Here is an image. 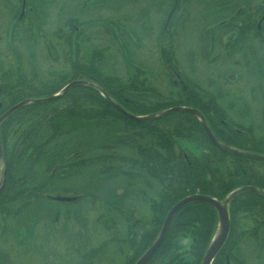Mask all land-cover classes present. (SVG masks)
<instances>
[{
	"label": "flooded vegetation",
	"instance_id": "obj_1",
	"mask_svg": "<svg viewBox=\"0 0 264 264\" xmlns=\"http://www.w3.org/2000/svg\"><path fill=\"white\" fill-rule=\"evenodd\" d=\"M2 1V7L5 8L6 6V11L11 7L14 8L13 13L9 17L7 26L8 30L10 29L11 31L13 29V31H11V41L13 43L17 41L14 29L16 27L19 28L18 25L21 26L25 22L30 27L36 25L37 29L55 28L54 31L48 33L49 35H45L42 30H39L38 34H35L34 29L31 31L26 29L27 31L22 32L21 35L25 40L32 38V35H34V39L42 40L45 51H48V53L50 51L48 45L49 41L56 43L64 42L66 47L65 56L69 58L71 47L73 46V48H75L79 45L76 39L79 40L81 39L80 37L83 38V36H80V33H83V31L79 29L80 26L85 27L89 23L91 24L94 22L91 20H82L77 23L70 22L68 25H65V9L68 7L73 8L77 5L78 8H82L83 10L90 8L107 10L104 9L106 8V5L103 6L104 3L109 6V2H113L114 4L116 0H79V2L77 0ZM163 1L164 0H161L160 2L163 3ZM229 1L230 0H217L216 3H214V0H210L206 4V8L201 14L202 23L200 26V37L202 39L208 38L207 28L208 24L212 23L214 9L216 11L220 10V12L228 11V20L219 22L218 25L211 26L209 30L211 34L210 37L212 38L216 36V34H221L219 37H225L223 39V45L221 47L220 44V47L224 49V53L230 56H232L233 53L239 54V58L237 57L238 59L233 61L232 64L236 66L239 65L240 70L242 72L245 71L247 75L245 79L243 78V81L241 80L235 88L231 90H223L222 88L215 89L213 79L208 81L209 83L206 85V88L197 86L186 77L179 67V62L177 61L179 56L177 52H174L175 47L173 42H175L174 37L176 36L175 28H178L179 25L183 26L186 22V16L182 19L186 12V10H183V6H186V4H178V0L174 6V10L170 13L171 15L167 27H165V21L167 16H169L172 0H168L169 3H166L165 0L164 4L161 6L162 16L156 38L158 37L161 41H166L168 43L167 46L158 52L159 58L162 57V59H159L158 67L160 71L157 74L159 90H156L155 87L150 84L148 78L143 80L145 76L139 80L135 79V77H133L132 80L128 78L127 81L129 83H121L118 76L101 75L90 65H84V67L72 65L67 75L68 79H72L66 84L60 76H52L53 78L43 82L45 84L37 83L33 85L25 76L22 67L14 71L15 75L13 76V80L5 81L4 77L0 74V163L2 166L0 170V264H19L13 257L26 246L25 237L22 236H25L27 231L29 232L34 222L39 219L38 217H40L45 212L44 210L46 207L51 204L52 197L50 198L48 194H59L60 191L64 190L65 192H74L76 187L88 188L82 185L83 182L82 184H78L75 180V177H79L78 180H81L83 176L92 181L90 187L78 198L75 196L62 197L64 205L70 201L74 202L71 205L83 201L87 203H101L104 209L110 210L115 214L118 213L119 215H117L120 216L123 221L122 223L119 221L121 224L114 225L117 228H122L123 231L121 232H124V235L119 237L118 241H113V239L112 241L126 246L125 249L121 250L120 254L124 256L123 264H130L131 262H129L127 258L131 255L133 256L135 249L142 245L143 239L154 232L156 227L155 218L158 217L156 204L160 203L161 207H163L162 199L159 195V189L156 186L155 180L150 176L147 177L142 174L143 177H134L138 180L136 182L133 181V184L127 183L134 185L133 196L131 195V191L125 188L124 183L121 185V183H116L114 179L132 178L131 176H126V172L130 169L129 167L132 166L134 160L144 163L145 166H149L147 155L149 153L148 151L151 152L153 147L157 150V155L160 157V163L156 166H160L159 168L163 170V172L165 161H170L175 169L177 165L178 168H181L183 165H186L185 168H187L188 165L192 166V164L195 163L198 168H196L198 173H200L201 169L214 168L216 170L215 178L219 177L222 179L223 183L221 184H224V186L230 182L229 180H234L235 183L237 182L235 188L228 189L227 191H224L225 189H222L221 185L216 184V182L208 186L209 189L207 188V190L199 186L194 193L183 196L174 204L188 196H206L217 200L215 197L200 193L201 189L210 191L211 193L216 192L215 194L221 196L224 194L226 196L232 190L240 188L246 189L233 197L228 205L227 236L212 264H223V262L226 264L227 262H231V264H248L245 259V249L253 248L254 253L259 249H262L260 252L264 251V195L261 192H253V190H251L256 189L264 192V160L245 155L252 154L264 157V0H243V6L239 7L236 12H234L236 6L233 7V5L229 4ZM52 13L54 14V19L47 21L46 19L50 18ZM124 15L125 19L129 18L127 13H124ZM124 15L120 17L117 15L114 19H121ZM69 17L73 18L72 16ZM107 25L110 34L114 35L117 31L114 29L115 26L113 23H107ZM190 27L192 33L196 34L197 25L191 23ZM2 38L0 37V42L4 41ZM8 44L10 47L12 43ZM243 46L247 47V49ZM215 47H217V45L212 41L209 52L207 53L209 63H214L215 57L212 54L215 51ZM13 48H17L15 44ZM16 52L15 54L19 55V53ZM121 56V61L124 65L130 66L131 63L128 57H124V51H121ZM229 58L230 57H227L225 59L223 57L224 63L227 66L229 65L227 59ZM69 65L70 63L68 62V66ZM252 65L254 66L253 68ZM138 66L139 65L133 68L135 75H144L145 72L148 77L150 73L145 70L142 71ZM62 73V77L64 78L65 70L62 71ZM232 73L233 71L225 74L228 78ZM92 75L99 76L100 78L103 77L104 79L112 78L111 82L108 83V87L115 92H122L121 102L124 105L114 102L102 87L95 82L89 81L87 77H93ZM72 81L85 82L86 85L72 86L53 100L34 102L35 100L53 96ZM55 82L58 87L53 89ZM25 86L27 88L23 90ZM77 86L97 89L100 91V94L98 93L99 96L102 97L106 103L99 99L83 100L82 96L77 100H70L71 104L65 107V98L70 96L68 95L65 97V93ZM54 90H56L54 93L48 95V93ZM9 92L11 99L8 94ZM102 93H105V96L109 98L110 102ZM151 94H153V96H151ZM12 97L21 100L16 102L12 100ZM20 103L24 104L8 113L10 109ZM111 103L118 105L130 115L143 118L147 116L152 117L143 121L130 120L122 115ZM166 103H168V107L164 106ZM156 106H161V111L175 107L196 110L201 115L202 120L217 143L227 148L236 149L244 153V155H234L216 147L206 135L198 116L193 113L178 111L156 117L154 115L158 112L153 111V113H151L148 111L149 113H140V111L134 113L128 110ZM24 107H30L25 114H23L21 110ZM69 107H84L88 110L94 109L93 112L96 115L84 116L81 121L77 122L78 124L69 127L65 125V109ZM163 107L165 108L163 109ZM174 114L179 116L172 117ZM59 128H61V130L60 133L57 134ZM202 132L204 134H201ZM56 135H61L60 139L55 138ZM26 136H30L32 139V180H35V184L41 183L42 188L45 187L43 190L39 191L37 197L30 198H23L19 195L21 190L20 177L23 172V170H21L23 164V138ZM156 137L159 142L158 149L155 145L152 146L151 144V140ZM59 140L62 142L60 148L57 147V144L61 145ZM199 140L200 143H198ZM76 142L78 143L75 145ZM165 144L171 145L167 151L164 146ZM57 148L61 149L62 153H64L63 159H58L65 161L64 167L60 171L58 170V165L48 169L45 167V163L42 159L43 155H46V157H51L53 155V158H56L55 152L58 150ZM221 152L226 155L237 156L241 159V173L234 170V166L232 162H230L228 156L222 159L219 154ZM111 155L115 156V158H102V156ZM214 157L220 161L217 162L213 159ZM214 162H216V164ZM102 169H105L104 171H108L111 175L109 174L105 178H102L103 176L100 173ZM246 171L249 172V175H246ZM59 172H63L60 175L61 179L55 177ZM96 172H98V174H96ZM117 172H123V175ZM202 172L201 180L208 177L206 181L210 182L212 179L208 175L209 171ZM205 172L208 174H204ZM242 176L245 177L244 180ZM7 178H10L8 185L6 184ZM240 194L249 195L245 197L242 196L240 203H234V205L231 206L232 203L240 197ZM113 198L118 206L110 205L111 203H115L112 202ZM133 198H136L135 202H133ZM140 198L143 199L141 202L139 200ZM223 200L224 198L222 201ZM104 203H108L110 207L104 205ZM126 204H128V206ZM144 206H146L147 212L149 213L147 217L142 213V209H145ZM188 206H193L191 210L195 211V209L198 208L197 206L210 205L199 201L183 205L172 217L167 228L166 236L175 216ZM70 208V205L68 207L65 206V210L68 209L71 213L70 215L65 214V210L62 214L66 219L71 217L73 220H78L80 212L77 211L78 209L72 210ZM122 209H125L127 214L124 213ZM170 209L171 207L169 210ZM169 210L163 218L160 229L162 228ZM57 215L58 213H56V217ZM186 215L187 213L183 214L182 219H178L181 218L180 216L175 220L176 222L182 220V227L179 230L178 228H171L173 234H170L173 235V238L171 236L169 240L168 250H170L171 253H180L182 250H180V243L175 239V235L179 233L186 236L191 240L193 245L191 247V252L189 251L192 256L189 260H186V262L187 264H197L194 257L198 253V247L200 246H198L197 241H195L196 235L203 229V226L207 224V219L205 222H202L200 216L198 220V216L187 217ZM21 217L24 219L23 222L20 221L22 220ZM209 218V221H211L212 218ZM14 220H16L15 223L12 222ZM137 220L145 221V223H138ZM97 222L96 223L99 224L101 221L98 220ZM93 223L94 222H91V224ZM97 224L92 225V227L101 229L99 227L100 224L99 226ZM144 224H146L145 230H143ZM82 225L86 231V223L82 222ZM140 228H142L140 230L141 232L138 231ZM110 230L117 232V229L112 230L110 228ZM189 233H191V235ZM7 235L12 238H18V241H14V243L11 241L7 242L5 237ZM84 238L88 242V238L83 237L82 234L77 237V239L81 241ZM165 238L154 254L144 264H169L168 262L165 263L164 260V262H162L160 259L161 256L159 259H152ZM131 240L134 243L133 247L129 246L127 243ZM169 245H172V247L170 248ZM95 253V250L88 254L85 252L84 255L79 256V259L76 260L77 264H82L84 261L91 263V260H84V257H89ZM165 253L167 254V252ZM100 254H102L101 251ZM181 254L182 253H180V258L182 259L183 257H181ZM100 260L101 258L94 259V261L97 262H100ZM102 260L104 261V259ZM261 261H264V255L259 256L254 254L251 264L261 263ZM170 262V264H178L180 261L172 260Z\"/></svg>",
	"mask_w": 264,
	"mask_h": 264
},
{
	"label": "rangeland",
	"instance_id": "obj_2",
	"mask_svg": "<svg viewBox=\"0 0 264 264\" xmlns=\"http://www.w3.org/2000/svg\"><path fill=\"white\" fill-rule=\"evenodd\" d=\"M77 1L79 2V0ZM160 1L161 0H116L114 4L113 2H109V6L104 3L103 6L106 5V8L104 9L107 10H99V8L83 10L82 8H78L77 5L73 8H66L65 25H68L70 22L77 23L78 21L82 20H91L94 22L91 24L89 23L85 27L80 26L79 29L83 31V33H80V36H83V38L80 37L82 40L76 39L79 45L75 48H73V46L71 47L69 58H67L65 56L66 47L64 42L56 43L49 41L48 45L50 47V51L48 53V51H45L42 40L34 39V35H32V38L25 40V38L21 35L22 32L27 30L31 31L33 29L35 34H38L39 30H42L45 35H49L48 33L54 31L55 28L37 29L36 25L30 27L25 22L21 26L18 25L19 28L16 27L14 29L17 41L13 43L11 41V31H13V29L10 31V29L8 30L7 26L9 17L13 13L14 8L11 7L6 11V6L3 8V1L0 0V37L2 38L3 36L2 39L4 40L3 42H0V54H2L0 55V74L4 77L5 81L13 80V76L15 75L14 71L17 70V68L22 67L25 76L33 85L37 83H43L45 80H49L54 76H60L62 80L66 82L68 79L67 75L69 73V68H71L72 65L77 67L90 65L101 75L118 76L121 83H129L127 81L128 78L132 80L133 77H135V79L139 80L145 76L143 80L148 78L150 84L153 85L156 90H159L157 74L160 71V68L158 67L159 59H162V57L159 58L158 52L167 46L168 43L166 41H161V39H158V37L156 38L162 16L161 6L164 4L165 0L163 3ZM209 1L210 0H178V4H186V6H183V10H186V12L182 17L183 19L186 16V22L183 26L179 25L178 28H175L176 36L174 37L175 42H173L175 47L174 52L178 53L179 59H177V61L179 62L178 65L182 69L183 73L197 86L206 88V85L209 83L208 81L213 79L215 89L222 88L223 90H231L234 89L241 80L243 81V78L245 79L247 75L245 74V71L242 72L240 70L239 65L236 66L232 64L233 61L239 58V54L233 53V55L230 56L224 53V49L221 48L224 42L223 39L225 37H219L221 34H216V36L213 38L210 37L211 34L209 28L211 26L218 25L219 22L228 20V11L220 12V10L216 11L214 9L212 23L208 24L207 28L208 38L202 39L200 37V26L202 23L201 14L203 13L202 11H204L206 4ZM216 1L217 0H214V3H216ZM169 2L166 0V3ZM176 3L177 0H172V7L169 11V16L166 18L165 27H167L168 20L171 15L170 13L174 10ZM243 3V0L229 1V4L233 5V7L236 6L234 12H236L239 7L243 6ZM124 13H127L129 18L125 19ZM117 15L118 17L122 15L124 16L121 19L115 20L114 18L117 17ZM69 16H72L73 18H70ZM52 19H54L53 13L51 14L50 18L46 20L49 21ZM107 23H113L115 26L114 29L117 32L114 33V35L110 34ZM191 23L193 25H197L196 34H193L191 31ZM212 41L217 45V47H215V51L212 54L215 57L214 63H209L207 53L209 52ZM8 43H12L10 44V47L12 48L9 47ZM14 44L17 48H13ZM245 48L247 49V47ZM15 50L19 53V55L17 54L18 56L15 54ZM121 51H124V57H128V60L131 63L130 66L124 65V63L121 61ZM223 57L225 59L230 57L227 59L229 62L228 66L224 63ZM68 62L70 63L69 66ZM137 65H139L138 67L142 71L145 70L150 73L148 77L146 76L147 73L145 74V72L144 75H135L133 68H136ZM126 66L128 70L126 69ZM253 67L254 66L252 65V68ZM64 70L66 78L62 77V71ZM231 70L233 73L227 78L226 74L232 72ZM25 76L24 78L26 80ZM56 85L57 84L55 82L53 89L58 87ZM26 88L27 87L25 86L23 90H26ZM93 89L100 94V91L95 88ZM82 96L83 95L80 91L74 90V92L70 93L68 98H65V107L71 104L70 100H77ZM151 96H153V94H151ZM77 143L78 142H76L75 145ZM198 143H200V140ZM214 163L216 164V162ZM1 168L2 166L0 163V170ZM78 179L79 177H75V180L78 182V184H82L83 182L82 185L87 186L88 188L92 183L89 178H85L84 176L81 178V180ZM206 179L208 180V177H206ZM114 180L116 183H121V185L124 183L125 188L128 191H131V195L133 196L134 185L130 184H133V181L136 182L138 179L132 177ZM88 188L76 187L74 192H65L64 190L60 191L59 194H48L50 198L52 197L51 204L46 207L44 210L45 212L43 211L44 213L38 217V220L34 222L29 232L27 231L26 235L22 236L25 237L26 246L23 247L20 252L13 257L19 264H77L76 260L79 259V256L84 255L85 252L86 254L92 253L94 250L96 251L94 255L92 254L89 257H84V260H91V263L84 261L82 264H123L124 256L121 255L120 252L121 250L125 249L126 246L113 242L118 241V238L124 235V232H121L123 229L120 227L117 228L114 225L121 224L123 221L121 217L118 216V213L117 215L110 210L104 209L101 203H87L86 201H83L75 205H70V209H78L77 211L80 212V217L78 220H73L71 217L66 219L62 214L65 210L62 197L75 196L78 198L80 195H82V193H85ZM135 200L136 198H133V202H135ZM139 200L141 202L143 199L140 198ZM112 202H115L114 198L112 199ZM229 203L230 200L228 205ZM110 205H117V202L111 203ZM126 205L128 206V204ZM144 207L145 209H142V213L145 217H147L149 213L147 212L146 206ZM228 210L229 209H227V212ZM123 212L127 214L125 209ZM56 213H58L57 217ZM23 218L21 217V222L24 221ZM181 218H183V215H181ZM98 220L101 221L99 223L100 226L97 224ZM119 221H121V223ZM12 222L15 223L16 220ZM82 222L86 223V231L84 230ZM91 222L94 223L91 224ZM137 222L145 223V221L139 220H137ZM95 224H97L101 229L98 227L93 228L92 225ZM176 225L178 226L179 230L182 227V220L176 222ZM109 227L112 230L117 229V232L111 231ZM143 227V230H145L146 224H144ZM142 228H140L138 231L141 232L140 230ZM80 234H82L83 237H87L88 242L85 240V238L82 239V241L78 240L77 237H79ZM175 236V239H177V241L180 243V250L184 251L180 252L182 253L181 257H183V259H190L186 252H191V247L193 246L191 240L179 233ZM5 237L7 242L11 241L14 243V241H18V238H12L9 235ZM261 250L262 249L256 250L254 253L253 248L245 249V259L247 260L248 264L253 262L254 254L259 256L264 255V251L260 252ZM100 251L102 254H100ZM98 258H101L100 262L94 261V259ZM102 259H104V261ZM262 263H264V261H261V263L252 264ZM223 264L226 263L223 262ZM227 264H231V262H227Z\"/></svg>",
	"mask_w": 264,
	"mask_h": 264
},
{
	"label": "trees",
	"instance_id": "obj_3",
	"mask_svg": "<svg viewBox=\"0 0 264 264\" xmlns=\"http://www.w3.org/2000/svg\"><path fill=\"white\" fill-rule=\"evenodd\" d=\"M93 77H87V79L91 82H95L97 83V85H99L100 87L103 88V90L106 92V94L116 103H121V99H122V92H115L113 90H110V87H108V83L111 82L112 78H108V79H104L103 77H99L96 75H92ZM66 78V77H65ZM72 78L67 79V81L65 82V84L67 82H69ZM74 90H78L82 93L83 95V100H89V99H99L101 101H103L104 103H106V101L99 96V94L92 88L90 87H84V86H77L76 88L69 90L65 93V96L70 95V93L74 92ZM56 90L48 93V95H51V93H54ZM11 99V95L10 92L8 93ZM12 100H15L16 102L21 100V99H14V97H12ZM174 104V103H171ZM124 105V104H123ZM165 107H168V103H166L164 105ZM161 106H156V107H150V108H136V109H128L131 110L134 113H144V112H159L162 109L160 108ZM163 107V109L165 108ZM195 107V106H194ZM30 107H24L22 108V113L25 114V112L27 111V109H29ZM94 109H90L88 110L87 108L84 107H69L65 109V125L66 126H72L75 124H78L77 122L81 121L84 116H90V115H96L93 112ZM148 112V113H149ZM145 113V114H148ZM118 115V114H117ZM186 115V114H183ZM173 116H179L177 114L172 115ZM59 132H57V134L60 133L61 128L58 129ZM56 130V131H58ZM201 134H204L203 132ZM61 136V135H60ZM60 136H55V138H59ZM150 136V135H148ZM148 138V137H147ZM149 139V138H148ZM23 149H22V170L23 172L21 173V177H20V181H21V190L19 195L22 196L23 198H30V197H37L39 195V191L43 190L45 187L42 188V184L38 183L35 184V180H32L31 177V168L33 166V161H32V157H31V145H32V139L30 136H26L25 138H23ZM59 142L61 143V145L57 144V147L60 148L62 146V142L59 140ZM148 142L150 143V141L148 140ZM151 144L152 146L155 145L157 147V149L159 148V142L157 137L155 139L151 140ZM150 144V146H151ZM166 147V151L168 148L171 147L170 144L168 145H164ZM57 148V149H58ZM151 150V149H150ZM148 155H147V161L150 164L149 166H145L144 163L134 160L132 166H130L129 170L126 172V176H131V177H143L142 174H144L147 177H152L153 180H155L156 186L159 189V195L161 196L162 199V206L160 205V203L156 204V208L158 209V217L155 218V224L156 227L154 229V232L152 234H150L149 236H146L145 239H143V243L140 247L136 248L134 251V255L131 257L129 256L127 258V260L129 262H131L130 264H133L139 257L140 255L148 248V246L152 243L153 239L156 237L157 233L160 230V225L163 221V218L165 216V214L167 213V211L169 210L170 207L173 206V204L180 198H182L185 195L194 193L196 188L199 186H202L203 189L208 188V186H210L211 184H214L216 182V184H220L222 189H225L224 191H227L228 189H232L235 188L237 182L235 183L234 180H229L230 182L227 183L225 186L223 183L222 179L215 178L216 176V170L214 168L209 169L206 168L201 169L200 173H198V168L197 165L195 163L191 165H188L187 168H185L186 165L181 166V168H178V165L176 166V169L172 166V164L170 163V161H165V168H164V172L163 170H160V166H156L157 164L159 165L160 161V157L157 155V150L153 147L152 151H148ZM252 152H256V151H252ZM223 159V157L228 156L230 159V162H232L233 166H234V170H237V172L241 173V169L242 166L240 164L241 159H239V157L234 156V155H226L223 152L219 153ZM56 158H53V155L50 157H46V155H43L42 159L43 162L45 163V167L52 168L56 165H58V170H62L65 164L64 160H58L60 158L63 159L64 157V153H62L61 149L56 150L55 152ZM105 157H110V158H115V156H102V158ZM47 158V159H46ZM54 160H53V159ZM145 158V157H144ZM214 160H216L217 162H219L220 160H217L216 157L213 158ZM221 159V160H222ZM120 160L122 161V159L120 158ZM125 160V159H123ZM43 163V166H44ZM187 163V162H186ZM188 164V163H187ZM69 166V165H68ZM196 166V167H195ZM197 168V169H196ZM105 169H102L100 171V173L102 174V178H105L107 175H109L110 173L108 171H104ZM123 171V170H121ZM202 171H209L208 173H204V174H208L209 177H211V181L208 182L206 181V179L204 178V180H201V174L203 173ZM246 175H249L248 171H246ZM63 172H59L55 177L57 179H61L60 175ZM118 174H122L123 172H117ZM96 174H98V172H96ZM116 174V173H115ZM111 175V174H110ZM203 178V175H202ZM9 179L7 178V182L6 184L8 185L9 183ZM242 179L244 180L245 177L242 176ZM253 179V178H252ZM220 188V187H219ZM200 190V193L211 196V197H215L217 200L222 201L223 198H225V194L223 196L211 193L210 191H206V190ZM209 189V188H208ZM163 190V191H161ZM249 194H240V197H238L231 206L234 205V203L238 204L241 202V197H245L248 196ZM161 202V200H160ZM72 203H74L73 201H70L69 203H66L65 206L68 207L69 205H71ZM104 205H108V203H104ZM27 206V205H25ZM198 208L195 209V211L191 210L193 208V206H188L186 208H184L182 211H180L174 218V220L172 221L171 227L169 229V232L164 240V242L162 243L161 247L158 249V251L156 252L155 256L152 259H159L161 256V261L165 263H171L170 261H180L178 264H187L186 260L189 259H181L180 258V253L177 252H172L170 250H168V244H169V240L171 239V236L173 238V232H171V228L175 229L178 228L176 225V219L178 217H180L181 215L187 213V217H194V216H198V220H199V216H200V220L202 222H205L207 219V224L205 226H203V229H201L197 235H196V240L198 246V253L196 254V256L194 257L197 264H199L203 252H205V248H207V245L211 239V237L213 236V232L215 230V225L217 222V215L216 212L214 210V208L210 207V206H197ZM156 209V210H157ZM197 210V211H196ZM65 214L70 215V211L68 209L65 210ZM207 216V218H206ZM212 218L211 221L210 218ZM182 219V218H179ZM173 231V230H172ZM171 233V234H170ZM196 233V232H195ZM191 235V233H189ZM129 246L134 245L133 241H128L127 242ZM170 248L172 247V245H169ZM168 250V251H166ZM167 252V254L165 253ZM188 254L191 258V253H186ZM200 258V260H199ZM164 260V261H163ZM182 260V261H181ZM184 262V263H182Z\"/></svg>",
	"mask_w": 264,
	"mask_h": 264
},
{
	"label": "water",
	"instance_id": "obj_4",
	"mask_svg": "<svg viewBox=\"0 0 264 264\" xmlns=\"http://www.w3.org/2000/svg\"><path fill=\"white\" fill-rule=\"evenodd\" d=\"M75 85H86L85 82H81V81H72L70 83H68L65 87H63L57 94L48 97V98H44L41 100H35L34 102H39V101H48V100H53L57 97H59L64 91L68 90L69 88H71L72 86ZM103 96L110 102L109 98H107L105 96V93H102ZM24 103H20L18 105H16L15 107H13L12 109H10L8 111V113L14 109H16L17 107L23 105ZM122 115H124L125 117L129 118L130 120L133 121H143L148 119L149 117L152 116H147L145 118L143 117H136L133 115H130L128 113H126L121 107H119L118 105L111 103ZM178 111H186V112H190L193 113L194 115L198 116V118L201 121V125L206 133V135L208 136L209 140L218 148L234 154V155H244V153L236 150V149H231V148H227L224 147L222 145H220L219 143H217V141H215V139L213 138V136L211 135L209 129L207 128L206 124L204 123V121L202 120L201 115L193 109H189V108H181V107H175V108H170L167 109L165 111H162L159 114H156L154 116H160V115H167L173 112H178ZM2 119V118H1ZM246 156L255 158V159H261L264 160V157L262 156H258V155H252V154H245ZM246 190L245 188H241V189H237L233 192H231L222 202H219L213 198L210 197H206V196H188L182 200H180L179 202H177L175 205H173L171 207V209L169 210L168 214L166 215V218L163 222L162 228L159 231L158 235L156 236L155 240L152 242V244L145 250V252L137 259V261L134 264H144L151 256L152 254L157 250V248L159 247V245L161 244V242L163 241L165 234L167 232V228L168 225L172 219V217L174 216V214L185 204L190 203V202H195V201H199V202H204L208 205H210L211 207L214 208L216 215H217V224H216V230L213 233V236L210 240V243L208 244L204 255L202 257V260L200 262V264H211L213 259L215 258L216 254L218 253L219 249L221 248L222 244L225 241V238L227 236V231H228V212H227V205L229 200L232 199L233 196L237 195L238 193L242 192ZM253 190V192H261L258 191L256 189H251ZM264 195V192H261Z\"/></svg>",
	"mask_w": 264,
	"mask_h": 264
}]
</instances>
